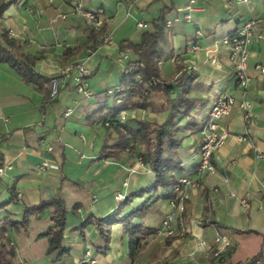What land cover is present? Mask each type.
<instances>
[{"label":"crops","instance_id":"crops-1","mask_svg":"<svg viewBox=\"0 0 264 264\" xmlns=\"http://www.w3.org/2000/svg\"><path fill=\"white\" fill-rule=\"evenodd\" d=\"M189 1L0 0L9 3L0 17V33L18 39L25 52L39 57L37 73L51 80L62 66L73 61L84 62L92 71L88 78L92 94L85 98L68 83L61 82L56 95L50 83L40 89L0 63V218L10 215L20 220L23 203L35 205L56 195L65 200L69 209L63 239L65 254L59 260L58 252L47 254L48 241L39 237L51 224L50 209L41 221L32 218L28 231L11 234L19 263L76 264L90 247L96 264H245L263 248L264 160L257 159L256 153H264V75L257 72L256 65L264 64V0L231 5L230 0H195L194 19L173 22L161 39L163 78L175 77L179 65L193 70L197 78L190 95L201 103L181 121L184 124L191 118L196 126L179 133L181 146L170 153L183 170L176 171L177 178L188 176L195 183L184 190L183 212L174 208L172 199H163L167 193L164 188L139 194L129 203L117 200V194L126 198L150 188L156 174L140 160L141 146L122 152L117 159H106L102 153L105 134L110 132L104 125V107L116 103V96L108 91L119 87L121 81L122 71L116 64L122 50L120 42H139L141 34L152 29L162 8L170 9L167 22L175 19L177 10ZM73 2L105 10L102 32L77 15L55 20L58 14L69 13ZM248 21H254L248 60L252 80L244 95L227 60L226 48L219 49L220 63L215 65L206 50ZM140 22L144 27H138ZM199 29L203 36L198 41L205 49L189 53L185 50L187 43L196 39ZM104 31L113 33L114 44H103ZM46 89L51 90L54 100H47ZM223 92L231 93L237 102L248 99L252 118L246 123L239 106L233 108L221 121L230 135L215 153L216 173L200 174L196 170L201 146L199 122ZM148 101L146 108L126 111L128 122L166 120L168 113L157 111L163 98L153 93ZM41 139L53 150L48 151ZM44 162L49 167L38 170ZM12 194L17 196L13 202L2 206ZM144 202L149 205L145 217L135 221L156 230L171 215L175 234L169 238L156 232L146 235L135 257L130 255L129 235L121 223L111 228L107 253L94 248L100 242L94 224H88L83 234L78 230L85 219L103 218L116 211L129 213ZM219 236L231 243L230 249L221 254H217Z\"/></svg>","mask_w":264,"mask_h":264},{"label":"trees","instance_id":"trees-1","mask_svg":"<svg viewBox=\"0 0 264 264\" xmlns=\"http://www.w3.org/2000/svg\"><path fill=\"white\" fill-rule=\"evenodd\" d=\"M8 5L9 3H0V17ZM169 10L167 7L161 9L157 20L155 19L151 24L152 29L144 31L139 42L128 39L120 42V48L130 50L137 59L130 62L122 71L120 86L116 87L113 93L116 96V103L104 107L107 108V113L103 118L104 125L106 126L107 122L110 123L109 126H106L110 132L105 134L102 147L103 156L106 159H117L127 148L134 150L137 145L141 146L139 152L141 160L149 164L156 174V180L150 188L147 187L126 197L122 203H129L139 194L157 192L163 188L167 191L162 195L163 199H174L177 196L175 187L180 178H177L176 171L182 173L183 170L175 164L170 153L181 146L182 140L179 133L183 129L196 126L191 122V118L184 124H181V121L190 117L192 110L201 105L198 99L190 95L197 74L188 67L179 65L177 75L166 80L158 65V60L162 57L160 42L166 30ZM38 61V56L22 49V44L18 39L10 37L7 33H0V63L7 64L26 83L36 84L41 89L51 80L36 72L35 67ZM137 76L138 78H136ZM50 87H52L51 83ZM46 92L47 100L55 99L54 96H51V90L46 89ZM58 92L59 88L57 87L56 93ZM153 93L163 98V102L157 107V111L168 113L163 123L146 119L128 122V117L125 123H120L118 116L122 111L148 107L150 105L148 100ZM103 111L104 109L101 110V112ZM74 184L79 185L78 182H74ZM16 197L12 194L2 206L12 203ZM148 207L149 205L144 202L129 213L121 214L116 211L103 218H88L78 226V230L83 234L88 224H94L100 238V242L94 245V248L97 252L107 253L110 250L111 228L114 224L121 223L124 231L129 235L130 255L135 257L140 251L141 240L146 235L157 231L135 221V219L142 220L145 217ZM50 209L52 210L51 224L48 231L39 237L46 238L48 241L47 254L58 252L57 260L65 254L66 247L63 244V239L69 209L65 200L60 195H56L35 205L23 203V217L20 220L12 219L10 215L0 218V264H22L18 261L16 247L11 245V234L28 231L30 220L34 218L41 221L43 214ZM257 260H261L264 264V246L245 264H253Z\"/></svg>","mask_w":264,"mask_h":264},{"label":"built area","instance_id":"built-area-1","mask_svg":"<svg viewBox=\"0 0 264 264\" xmlns=\"http://www.w3.org/2000/svg\"><path fill=\"white\" fill-rule=\"evenodd\" d=\"M251 0H230L229 4L233 3H249ZM196 5L195 0H190L189 3L184 7L177 10L178 15L173 20H167L166 27L170 28L175 21H185L191 22L194 19V11ZM105 10L103 8L88 9L85 8L82 2H73L71 5V11L69 13H60L55 18V20L61 18L66 19L69 14L77 15L86 19V21L93 26L97 32H102L103 25L105 23ZM254 26V21H248L243 23L238 27L237 30L227 34L221 40H219L213 49H207L209 61L214 65L220 63L219 58V49L226 48L227 51V60L231 63L234 69V75L236 83L241 89H244V95L246 94V89L250 84L252 78L248 71V60H249V47L252 44L254 33L252 31ZM138 27L142 28L144 25L140 22ZM196 39L190 40L187 43L186 51L189 53L197 52L205 48L198 41V37L203 36V32L199 29L196 31ZM101 39L104 45L114 44V36L111 31H104L101 35ZM116 57V64L119 66L121 71L126 69V66L130 62L136 61L137 57L130 52L129 50H121L118 52ZM174 60H179L177 56H173ZM162 61H159V64H162ZM256 70L259 74L264 75V64H257ZM92 71L82 61H73L66 63L62 66L58 74L51 79L52 92L56 93L58 85L62 83L71 84L74 91L87 98L90 97L92 92L90 91V85L88 78L91 75ZM138 78V76L136 77ZM116 90V87L108 91L109 94H113ZM120 90V89H117ZM238 105L239 108L243 111L246 123H250L252 114H251V104L250 101L246 98H243L241 101L235 99V97L229 92L221 93L216 99L215 102L211 103L208 107L206 115L200 120V136H201V146L199 149L200 152V161L197 164V172L200 174H214L216 173V166L214 163L215 153L219 148L226 142L229 137V132L222 125L221 121L228 117L233 108ZM118 120L120 123H125L127 120V112L122 111ZM110 123L107 122L106 126H109ZM239 140H243L244 137L238 136ZM40 142L47 148L48 151L53 150V146L47 143L44 139H41ZM256 158L264 160V153L257 152ZM49 167V163H42L38 166L40 170ZM3 169H0V174ZM195 184L194 181L188 176H184L179 179L178 185L175 187L177 196L172 199V204L178 212H183L185 210V195L184 190L189 185ZM116 199L123 202L125 196L123 194H117ZM157 235H163L166 238H169L175 234L173 227L172 216L168 215L164 220L161 227L156 229ZM216 244L219 247L217 254L225 249H230L231 243L230 240L221 238L220 236L216 239ZM97 259L94 256L92 248L88 247L83 255L77 260L76 264H96ZM253 264H262L261 260L255 261Z\"/></svg>","mask_w":264,"mask_h":264},{"label":"rangeland","instance_id":"rangeland-1","mask_svg":"<svg viewBox=\"0 0 264 264\" xmlns=\"http://www.w3.org/2000/svg\"><path fill=\"white\" fill-rule=\"evenodd\" d=\"M160 61V60H159ZM159 61H158V65L159 66H161V64H159ZM163 64V63H162ZM132 150H130L129 148H127L124 152H131ZM140 160H141V158H140ZM142 161V160H141ZM38 170H40V169H38ZM11 245H13V246H15L12 242H11ZM16 247V246H15ZM17 250V249H16ZM17 254H18V250H17ZM78 260V259H77ZM77 260H76V262H77Z\"/></svg>","mask_w":264,"mask_h":264}]
</instances>
